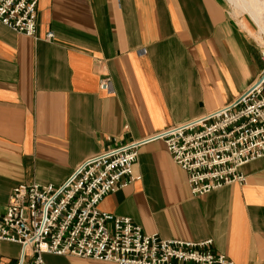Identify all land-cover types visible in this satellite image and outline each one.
Instances as JSON below:
<instances>
[{
	"label": "crops",
	"instance_id": "0c3cea01",
	"mask_svg": "<svg viewBox=\"0 0 264 264\" xmlns=\"http://www.w3.org/2000/svg\"><path fill=\"white\" fill-rule=\"evenodd\" d=\"M263 65L261 46L224 0H37L34 36L0 23V211L17 183L58 184L107 145L230 102ZM102 75L112 92L100 88ZM239 171L243 182L194 195L187 171L152 138L138 147L135 178L99 207L164 238H211V250L236 264H264V156ZM19 256L18 242L0 240V264H31Z\"/></svg>",
	"mask_w": 264,
	"mask_h": 264
},
{
	"label": "built area",
	"instance_id": "2783aa9c",
	"mask_svg": "<svg viewBox=\"0 0 264 264\" xmlns=\"http://www.w3.org/2000/svg\"><path fill=\"white\" fill-rule=\"evenodd\" d=\"M37 0H0V23L34 36ZM53 31L45 34L51 38ZM264 59V52L261 48ZM100 88L112 92L109 75ZM162 138L173 160L187 171L192 194L244 181L243 163L264 156V65L230 102L156 133L107 145L86 157L62 182H21L0 211V240L20 244L19 260L45 264L43 253L72 254L116 264H236L210 248L211 238H164L144 232L127 215L103 210L107 193L135 176L141 143Z\"/></svg>",
	"mask_w": 264,
	"mask_h": 264
},
{
	"label": "rangeland",
	"instance_id": "374dc122",
	"mask_svg": "<svg viewBox=\"0 0 264 264\" xmlns=\"http://www.w3.org/2000/svg\"><path fill=\"white\" fill-rule=\"evenodd\" d=\"M227 4L230 15L237 22V24L245 30L250 36H252L264 50V10L262 12V24L252 15L250 8L241 0H224ZM245 4V5H244ZM246 7V8H245ZM248 12H246V11ZM249 14V15H248Z\"/></svg>",
	"mask_w": 264,
	"mask_h": 264
},
{
	"label": "bare ground",
	"instance_id": "6f19581e",
	"mask_svg": "<svg viewBox=\"0 0 264 264\" xmlns=\"http://www.w3.org/2000/svg\"><path fill=\"white\" fill-rule=\"evenodd\" d=\"M234 1H237V0H234ZM241 1H243L247 5V7L250 8L249 10L251 11L252 15L259 22V24L263 27L262 12L264 10V0H241ZM262 29H263V33H264V28H262ZM263 52H264V50H263Z\"/></svg>",
	"mask_w": 264,
	"mask_h": 264
}]
</instances>
